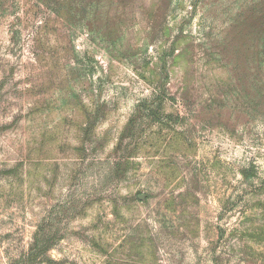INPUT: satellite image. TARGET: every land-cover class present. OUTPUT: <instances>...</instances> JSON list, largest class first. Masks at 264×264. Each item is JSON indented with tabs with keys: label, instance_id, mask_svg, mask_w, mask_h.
<instances>
[{
	"label": "rangeland",
	"instance_id": "rangeland-1",
	"mask_svg": "<svg viewBox=\"0 0 264 264\" xmlns=\"http://www.w3.org/2000/svg\"><path fill=\"white\" fill-rule=\"evenodd\" d=\"M0 264H264V0H0Z\"/></svg>",
	"mask_w": 264,
	"mask_h": 264
}]
</instances>
